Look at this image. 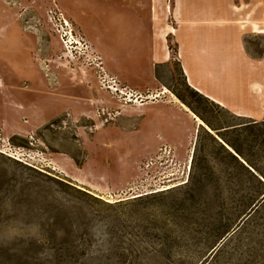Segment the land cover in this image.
Listing matches in <instances>:
<instances>
[{
  "label": "rangeland",
  "instance_id": "obj_1",
  "mask_svg": "<svg viewBox=\"0 0 264 264\" xmlns=\"http://www.w3.org/2000/svg\"><path fill=\"white\" fill-rule=\"evenodd\" d=\"M230 1L261 62L264 0ZM169 3L0 0V264H264V100L161 60Z\"/></svg>",
  "mask_w": 264,
  "mask_h": 264
},
{
  "label": "crops",
  "instance_id": "obj_2",
  "mask_svg": "<svg viewBox=\"0 0 264 264\" xmlns=\"http://www.w3.org/2000/svg\"><path fill=\"white\" fill-rule=\"evenodd\" d=\"M176 2L174 11L175 0L169 3L172 24L167 20L169 15L166 19L155 15L156 33L162 44L161 60L169 65L181 57L183 72L192 88L237 113H259L262 107L255 102L256 95L264 100V60L248 58L244 43L246 26L239 21L236 7L230 5V0H218L221 6L213 9L206 8L204 0H196L192 5L189 0ZM172 37L178 47L176 53L169 48L168 40ZM237 94H251L249 100L253 105L247 111L233 105V101L238 102Z\"/></svg>",
  "mask_w": 264,
  "mask_h": 264
},
{
  "label": "bare ground",
  "instance_id": "obj_3",
  "mask_svg": "<svg viewBox=\"0 0 264 264\" xmlns=\"http://www.w3.org/2000/svg\"><path fill=\"white\" fill-rule=\"evenodd\" d=\"M26 16L27 17H31L32 15H30V13H28V14H26ZM31 26H32V29L34 30V31H36L37 33H40V31L38 30L39 29V27L38 26H36L35 24H34V19H31ZM174 32V31H173ZM165 96V95H171V96H173L172 95V93L168 90V89H165V92L163 93V94H161V95H159V96H156V98L158 99V98H161V96ZM174 98V97H173ZM130 102H132V101H130ZM183 106V105H182ZM183 108L188 112V113H191L190 111H189V109L188 108H186L185 106H183ZM192 114V113H191ZM194 117H195V119H196V121L197 122H199V124H200V126H204V127H206L207 129H208V127L204 124V122L203 121H201V119H199V117H197L196 115H194ZM193 160V156H191L190 157V162Z\"/></svg>",
  "mask_w": 264,
  "mask_h": 264
},
{
  "label": "built area",
  "instance_id": "obj_4",
  "mask_svg": "<svg viewBox=\"0 0 264 264\" xmlns=\"http://www.w3.org/2000/svg\"><path fill=\"white\" fill-rule=\"evenodd\" d=\"M63 22H65V27H67L68 26V23L66 21H64V20H63ZM109 80H111V82L113 83L112 84V87L114 88L115 93L117 94L118 92H120L121 91L120 86H119L120 83L116 79H114V78L113 79H109ZM111 90H112V88H111Z\"/></svg>",
  "mask_w": 264,
  "mask_h": 264
},
{
  "label": "trees",
  "instance_id": "obj_5",
  "mask_svg": "<svg viewBox=\"0 0 264 264\" xmlns=\"http://www.w3.org/2000/svg\"><path fill=\"white\" fill-rule=\"evenodd\" d=\"M224 147V146H223ZM234 148V147H233ZM234 150H235V153H236V151H237V155L239 154L240 155V153L238 152V150H236V148H234ZM238 155V156H239ZM240 157V156H239ZM237 161H238V159L237 158H235ZM241 159V158H240ZM242 160V159H241ZM243 161V160H242ZM244 162V161H243ZM245 163V162H244ZM168 191H172V189L171 190H168ZM168 192L167 191H164V192H162V195L164 196V195H166ZM153 195H156V194H153ZM152 196V195H151ZM146 197H149V195H147ZM144 198V196L143 197H141V198H138V199H143Z\"/></svg>",
  "mask_w": 264,
  "mask_h": 264
},
{
  "label": "water",
  "instance_id": "obj_6",
  "mask_svg": "<svg viewBox=\"0 0 264 264\" xmlns=\"http://www.w3.org/2000/svg\"><path fill=\"white\" fill-rule=\"evenodd\" d=\"M225 145V144H224ZM226 146V145H225ZM227 148L236 156V157H238L239 159H240V157L235 153V151L234 150H232V149H230L228 146H227ZM241 160V159H240ZM242 161V160H241ZM244 163V162H243Z\"/></svg>",
  "mask_w": 264,
  "mask_h": 264
}]
</instances>
